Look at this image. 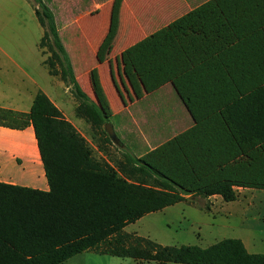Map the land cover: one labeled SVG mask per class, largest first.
<instances>
[{"label":"trees","instance_id":"trees-1","mask_svg":"<svg viewBox=\"0 0 264 264\" xmlns=\"http://www.w3.org/2000/svg\"><path fill=\"white\" fill-rule=\"evenodd\" d=\"M32 1L45 29L39 44L45 64L70 87L77 117L101 135L106 156H95L88 140L42 91L29 114L0 109L1 126L22 129L32 123L50 187L45 192L0 183V264H63L81 253L139 264H264V254L250 253L240 239L207 248L164 246L126 232L147 215L199 196L233 202L236 188L264 189V27L219 56L228 70L240 65L259 84L239 101L249 106L244 121L230 124L222 112L232 138L222 143L218 125L209 119L139 158L121 141L112 142L105 131L110 120L77 82L54 13L43 0ZM127 55L146 93L192 68L173 28L140 42ZM108 146L119 156L111 157Z\"/></svg>","mask_w":264,"mask_h":264},{"label":"crops","instance_id":"crops-1","mask_svg":"<svg viewBox=\"0 0 264 264\" xmlns=\"http://www.w3.org/2000/svg\"><path fill=\"white\" fill-rule=\"evenodd\" d=\"M43 2L54 13L80 88L101 107L119 140L135 156L141 158L209 119L218 125V139L222 143L230 140L223 111L230 124L245 120L249 106L239 101L259 84L240 65L234 63L228 70L219 56L263 29L264 0ZM38 23L40 56H29L25 50H0V109L29 114L42 91L84 136L81 127L85 120L76 115L78 103L70 87L53 77L45 64L47 55L39 48L45 29ZM167 28H173L192 68L146 93L127 52ZM29 59L50 81L46 88L30 75ZM58 86L69 95L66 103L56 90ZM0 183L50 190L31 122L22 129L0 125ZM236 191L238 197L233 202H225L219 195L193 199L210 203L207 211L214 225L232 230L230 238L242 240L252 254H264V189L239 187Z\"/></svg>","mask_w":264,"mask_h":264},{"label":"rangeland","instance_id":"rangeland-1","mask_svg":"<svg viewBox=\"0 0 264 264\" xmlns=\"http://www.w3.org/2000/svg\"><path fill=\"white\" fill-rule=\"evenodd\" d=\"M40 29L34 14V2L32 0L31 2L29 0H0V50L13 52L25 50L29 56L33 54L34 58L40 56L37 47ZM30 61L31 59H29L27 67L30 75L36 77L46 88L50 81L45 74L43 75L41 71L38 72L35 63ZM54 82H58L57 78ZM56 90L65 103L66 100L70 99L64 88L58 86ZM82 123L81 131L95 150V156L98 158L105 157V152L100 148L101 135L86 121ZM107 148L111 157H117L118 152L115 147L108 146ZM107 159L110 157L107 156ZM208 206L210 203L204 199H198L196 202L189 200L188 203L177 204L130 224L126 228V232L149 238L164 246L196 245L207 248L234 235L232 230L214 225V218L207 211ZM63 264L139 263L130 258L121 259L108 255L81 253Z\"/></svg>","mask_w":264,"mask_h":264},{"label":"water","instance_id":"water-1","mask_svg":"<svg viewBox=\"0 0 264 264\" xmlns=\"http://www.w3.org/2000/svg\"><path fill=\"white\" fill-rule=\"evenodd\" d=\"M105 131L106 133L108 134V136L111 138L112 142L115 144V145H119L120 144V140L119 138L117 137L116 133H115V130H114V127L111 123H108L106 126H105Z\"/></svg>","mask_w":264,"mask_h":264}]
</instances>
